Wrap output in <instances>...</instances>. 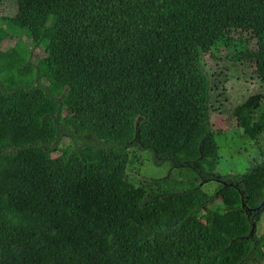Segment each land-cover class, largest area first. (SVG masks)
<instances>
[{
	"label": "trees",
	"instance_id": "trees-1",
	"mask_svg": "<svg viewBox=\"0 0 264 264\" xmlns=\"http://www.w3.org/2000/svg\"><path fill=\"white\" fill-rule=\"evenodd\" d=\"M18 1L0 0V264H262L264 94L232 109L229 150L239 129L256 155L220 174L201 61L222 41L264 86V0H22L42 20ZM143 149L177 174L129 181Z\"/></svg>",
	"mask_w": 264,
	"mask_h": 264
},
{
	"label": "rangeland",
	"instance_id": "rangeland-1",
	"mask_svg": "<svg viewBox=\"0 0 264 264\" xmlns=\"http://www.w3.org/2000/svg\"><path fill=\"white\" fill-rule=\"evenodd\" d=\"M18 5L20 14L28 20H42L45 18V14L37 10L30 3L19 0ZM25 52H30L32 57L37 59L42 52V47L31 48L30 44L27 43ZM212 52L214 57L206 54L202 57L201 61L203 71L209 81V122L218 145V153L222 155L232 153L234 155L232 163L224 165L217 170L220 174L235 173L237 171L236 163L242 162L240 163V168H245L247 160H250L256 154L249 151L252 141L239 129L236 145L230 146L229 150L228 144H231V133L235 127L232 109L250 94H264V86L253 72L251 64L245 61L241 55L235 53L232 48H226L222 41L213 47ZM44 82L47 81L44 79ZM12 83L13 81L10 79L8 84L12 85ZM263 138L264 135L260 136L262 141ZM242 143H245L248 151H244L242 148L238 150V146L240 147ZM134 153L136 155L135 158L130 160L126 168L125 175L129 181L144 185L147 189H153L155 179L159 178L162 181L163 179H170L171 174L175 175L177 170L175 166L170 165V162L167 160L156 164L149 150H136ZM210 153L211 151H208L206 154ZM180 171V177H183L182 174L185 173L184 168H180ZM186 175L188 174L185 173ZM197 184L203 190L211 193L217 187L219 181L212 179L205 182L198 181ZM263 231L264 211L262 210L261 217L254 226V232L259 235ZM262 264H264V260Z\"/></svg>",
	"mask_w": 264,
	"mask_h": 264
},
{
	"label": "water",
	"instance_id": "water-1",
	"mask_svg": "<svg viewBox=\"0 0 264 264\" xmlns=\"http://www.w3.org/2000/svg\"><path fill=\"white\" fill-rule=\"evenodd\" d=\"M263 206H264V201H262V202H260V204L258 205V209H262L263 208ZM253 229H254V224L252 223V228H251V231H250V233L253 231Z\"/></svg>",
	"mask_w": 264,
	"mask_h": 264
}]
</instances>
